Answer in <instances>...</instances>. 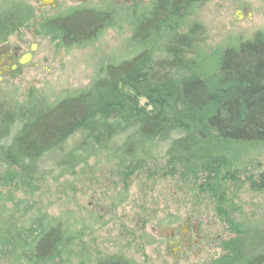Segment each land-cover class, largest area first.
I'll list each match as a JSON object with an SVG mask.
<instances>
[{"label": "trees", "instance_id": "trees-1", "mask_svg": "<svg viewBox=\"0 0 264 264\" xmlns=\"http://www.w3.org/2000/svg\"><path fill=\"white\" fill-rule=\"evenodd\" d=\"M205 1L122 7V21L132 26L129 59L104 65L88 88L54 101L31 91L11 109L0 103V258L9 264H60L85 230L76 231V219L16 217L24 201L15 200L9 187L33 193L48 177L75 175L76 166L93 157L124 174L149 171L163 158L155 174L178 176L174 188L208 201L230 235L209 264H264V222L247 220L238 206L244 188L264 192V170L234 145L264 138V34L221 50L214 68L206 69L188 57L189 43L202 31L183 29ZM86 12L56 21L51 35L60 46H87L102 34L103 24L116 23V12ZM12 14L4 33L19 25ZM99 89L104 91L91 103ZM95 264L136 263L114 255Z\"/></svg>", "mask_w": 264, "mask_h": 264}, {"label": "rangeland", "instance_id": "rangeland-1", "mask_svg": "<svg viewBox=\"0 0 264 264\" xmlns=\"http://www.w3.org/2000/svg\"><path fill=\"white\" fill-rule=\"evenodd\" d=\"M33 1L23 0L27 5ZM151 1L122 0L116 8L98 6L101 10H114L116 23L87 46H60L58 41L38 35L34 40L37 47L33 59L0 82V103L5 109H11L15 103H22L31 91L54 101L88 88L104 65L131 54L128 51L131 25L127 19L122 21L126 16L122 7H135ZM4 2L0 0V4ZM19 2L8 0L5 8L15 7ZM238 2L251 12V20H247L243 12H236L227 0H206L188 19L183 26L185 31L194 26L202 31V35L189 43L190 48L193 47L189 58L200 59L199 62L208 68L216 63L218 51L235 46L238 41L252 39L254 33L264 29V0ZM15 9L19 13L20 9ZM21 38L20 54L29 50L32 41L25 29L21 31ZM10 42L18 45V37H11ZM167 71L163 70L161 74L171 76ZM103 91H95L91 103L97 101ZM74 142L70 140V143ZM245 157L243 159L261 163L264 168V147ZM164 163L165 160L160 158L156 162L158 166L152 165L149 171L124 174L114 163L93 157L87 165L76 168L75 175H66L57 181L48 177L33 193L11 186L9 189L13 190L14 199L24 201L23 209L16 217L27 219L42 213L47 216L46 221L59 216L69 218L70 223L76 219L78 232L85 227L81 238L74 241L75 245L69 254L63 256L60 264H95L114 255L133 259L136 264H209L220 253L218 244L221 239L230 235L223 230L224 225L218 221L208 201L199 202L193 193L174 188L179 183L178 176L171 178L155 174ZM46 168L51 169L49 164ZM238 204L247 220L264 222V192L251 193L244 188ZM3 205L0 203V209ZM11 207V203H6V208ZM188 218L197 223L200 238L190 250L181 253L176 240L194 229L183 227ZM172 233L176 238L171 239ZM0 264H9L7 257L0 258Z\"/></svg>", "mask_w": 264, "mask_h": 264}, {"label": "flooded vegetation", "instance_id": "flooded-vegetation-1", "mask_svg": "<svg viewBox=\"0 0 264 264\" xmlns=\"http://www.w3.org/2000/svg\"><path fill=\"white\" fill-rule=\"evenodd\" d=\"M8 2V0H4ZM231 2L235 10H240L241 12H248L247 8L241 7V2L238 0H227ZM6 2L0 4V82L7 76L17 72L23 65L20 64V59L28 54H31V60L34 57V52L37 47V43L34 41L38 35H44L53 39L51 32L56 30L55 23L57 20L64 19L66 17H71L76 14L83 13V11L91 12H101L108 14H115L114 10H101L100 5H111L116 7L121 4L122 0H34L32 4H25L23 0H20L19 5L15 6L19 8V13L14 16L12 8L6 9ZM61 2H63L61 4ZM5 5V6H4ZM25 5V6H24ZM3 6V8H2ZM103 6V7H104ZM25 8V9H24ZM101 10V11H100ZM12 14L14 18L12 20L16 21L19 25L10 34L5 32L9 28V18L8 15ZM30 27V28H27ZM25 29L27 34H29L32 39L29 42V50L26 53H21L22 50V38L21 31ZM16 36L18 37V45H11L10 38ZM58 41V40H56ZM24 44L27 45L28 41L25 39ZM30 60V61H31ZM27 65V64H26ZM16 66L14 69L13 67ZM184 226H191L194 228L189 235L186 233L181 239L176 243L179 244L180 252L183 253L186 250H190L191 246L199 241V229L196 227L197 223L192 222L191 219H186L182 224ZM192 233L195 238L192 239ZM171 239L176 238L175 234L172 233ZM172 244V241H170Z\"/></svg>", "mask_w": 264, "mask_h": 264}, {"label": "bare ground", "instance_id": "bare-ground-1", "mask_svg": "<svg viewBox=\"0 0 264 264\" xmlns=\"http://www.w3.org/2000/svg\"><path fill=\"white\" fill-rule=\"evenodd\" d=\"M242 5V4H241ZM132 8V7H131ZM243 8H247V7H244L243 6ZM199 9V8H198ZM247 10H248V8H247ZM101 11V10H100ZM236 12H238V13H241L242 14V12L240 11V10H236ZM196 13V12H195ZM194 13V14H195ZM86 14H91V12H86ZM193 14V15H194ZM192 15V16H193ZM244 15H245V18L247 19V20H251L252 19V14H251V12L248 10V12H244ZM98 16V15H97ZM237 18H240V15H237ZM104 23H106V22H104ZM131 25V24H130ZM108 28V26H105L104 24L101 26V28H100V30H102V32L104 31V30H106ZM130 30H131V36H132V26H130ZM264 34V29H261V30H259V31H257L256 33H254V35H253V37H252V39L255 37V36H257V35H259V34ZM131 38V37H130ZM245 40H249V39H245ZM245 40H241V41H245ZM241 41H238L237 42V44L239 43V42H241ZM236 44V45H237ZM232 47H234V46H232ZM224 50V49H223ZM221 51V50H220ZM220 51H218V53H217V56H218V54H219V52ZM131 57V55L129 56V57H126V58H123L122 60H125V59H129ZM121 59L119 60V61H117V62H112V63H114V64H119L121 61H122ZM196 61L197 62H199V61H201L200 59H196ZM208 61V60H207ZM217 63V62H216ZM216 63H213V64H211V65H213V66H210V67H206V69H208V70H211L212 68H214V66L216 65ZM215 64V65H214ZM204 65V64H203ZM205 66V65H204ZM253 141V140H252ZM95 142V139H92V141H91V144H89V147H94L93 145H92V143H94ZM234 145H235V147L236 148H240L241 149V152H242V155H244L245 154V156L248 154H251L252 152H254L255 150H259V149H262L263 147H264V138L262 139V141L260 142V144H256L255 145V143L253 142H250V143H246V144H241V143H239V142H236V143H234ZM257 145H259V148L258 147H256ZM227 157V159L229 158V156L228 155H226ZM244 157V156H243ZM232 159V158H231ZM80 165H77L76 167L78 168ZM257 167H258V169H261V170H264V168L261 166V163H259V165H257ZM217 187V186H216ZM242 204V203H241ZM240 208H241V205L239 204L238 205ZM189 219H191V218H189ZM12 222H13V220H12Z\"/></svg>", "mask_w": 264, "mask_h": 264}, {"label": "water", "instance_id": "water-1", "mask_svg": "<svg viewBox=\"0 0 264 264\" xmlns=\"http://www.w3.org/2000/svg\"><path fill=\"white\" fill-rule=\"evenodd\" d=\"M30 60H31V54H28L20 59V64L21 65L27 64ZM13 68L15 69L16 66H14Z\"/></svg>", "mask_w": 264, "mask_h": 264}]
</instances>
